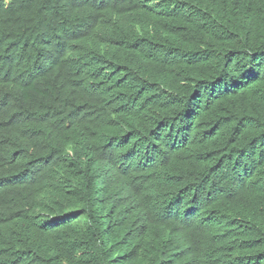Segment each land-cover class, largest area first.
<instances>
[{
	"label": "trees",
	"instance_id": "1",
	"mask_svg": "<svg viewBox=\"0 0 264 264\" xmlns=\"http://www.w3.org/2000/svg\"><path fill=\"white\" fill-rule=\"evenodd\" d=\"M0 264H264V0H0Z\"/></svg>",
	"mask_w": 264,
	"mask_h": 264
}]
</instances>
